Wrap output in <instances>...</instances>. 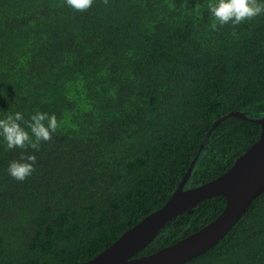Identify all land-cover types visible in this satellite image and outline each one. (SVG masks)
<instances>
[{"label": "trees", "instance_id": "1", "mask_svg": "<svg viewBox=\"0 0 264 264\" xmlns=\"http://www.w3.org/2000/svg\"><path fill=\"white\" fill-rule=\"evenodd\" d=\"M209 0H0V117L55 114L38 150L0 140V264H80L161 208L214 123L264 117V15L211 27ZM30 131V130H29ZM262 126L232 117L210 135L187 187L228 171ZM36 156L23 181L7 171ZM208 199L138 255L200 230ZM183 264H264V191L214 247Z\"/></svg>", "mask_w": 264, "mask_h": 264}, {"label": "water", "instance_id": "2", "mask_svg": "<svg viewBox=\"0 0 264 264\" xmlns=\"http://www.w3.org/2000/svg\"><path fill=\"white\" fill-rule=\"evenodd\" d=\"M238 117L262 126L259 140L242 154L225 173L202 185L187 187L196 162L212 132L225 120ZM264 191V117L254 119L232 112L217 120L169 200L94 258L80 264H183L218 244L238 223L253 201ZM224 197L222 213L200 230L152 254L137 257L177 216L197 208L208 199Z\"/></svg>", "mask_w": 264, "mask_h": 264}, {"label": "clouds", "instance_id": "3", "mask_svg": "<svg viewBox=\"0 0 264 264\" xmlns=\"http://www.w3.org/2000/svg\"><path fill=\"white\" fill-rule=\"evenodd\" d=\"M93 0H66L70 8L85 10ZM212 18L211 27L238 25L247 19L264 15V0H209L206 5ZM24 116L15 111L0 117V140L8 149L24 148L27 144L33 149L39 148L41 141H49L58 128L55 114L35 111L27 121L28 129L21 126ZM36 156L32 153L22 152L18 159L11 160L7 171L11 177L18 181L25 180L35 170Z\"/></svg>", "mask_w": 264, "mask_h": 264}]
</instances>
